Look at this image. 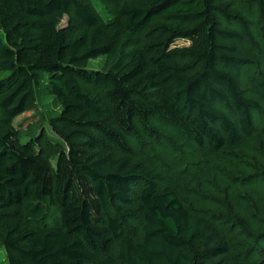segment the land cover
I'll use <instances>...</instances> for the list:
<instances>
[{
  "label": "trees",
  "instance_id": "obj_1",
  "mask_svg": "<svg viewBox=\"0 0 264 264\" xmlns=\"http://www.w3.org/2000/svg\"><path fill=\"white\" fill-rule=\"evenodd\" d=\"M105 1L126 23L118 43L113 20L88 0H0V248L8 263L264 264V156L238 161L245 176L220 170L254 138L251 151L264 154V0ZM150 28L160 37L147 41ZM179 39L189 44L174 46ZM102 56L109 68L89 67ZM42 81L60 104L52 122L67 147L24 139L13 123L37 106ZM155 122L205 152L196 165L247 191L239 194L251 220L231 192L227 206L211 208L159 185L162 170L130 144L143 132L159 144Z\"/></svg>",
  "mask_w": 264,
  "mask_h": 264
},
{
  "label": "rangeland",
  "instance_id": "obj_2",
  "mask_svg": "<svg viewBox=\"0 0 264 264\" xmlns=\"http://www.w3.org/2000/svg\"><path fill=\"white\" fill-rule=\"evenodd\" d=\"M88 1L94 4L104 20H107L108 22L113 20L115 27L118 29V34L115 38L117 43L125 38V35L128 34L126 23H124L120 16H118L116 3L113 1L107 2L105 0ZM68 23L69 17L65 16L62 25L66 26ZM147 32L148 33L145 36L147 41H153L154 39L160 37V34L152 31V28H150ZM188 44L189 41L185 39H179L174 43V46L182 47ZM111 62L112 60L110 57L102 56L97 59H92L89 63V67L95 69H107L111 65ZM43 81L37 87V106L34 109L17 116L15 119H13V123L22 128V135L24 139L28 140L42 137L43 140L45 138L49 139L50 143H46L44 140V143L47 145L57 143L58 145L67 147L64 139L56 131L52 122L53 118L57 117L61 112L60 104L51 94L48 93ZM251 86H253V84H251ZM251 96L258 99L256 92L251 93ZM154 127L159 129V131L162 133V135L159 136V138L162 139L159 141V144L155 143L152 137L151 141L147 143V141H149L147 140L148 135H146L144 132L143 134L140 133V135L137 137H130V144L132 149H134V156L136 158L142 157L147 162L151 163V165L155 164L162 170L163 175L161 181L159 182L161 187H167L176 190L187 204L193 206L197 205L211 207L209 205H212V203L219 202L216 204V207H225L229 203L227 195L231 192L233 195H238L239 213H245V217L248 220H251L250 216H252L254 213V211H252V205H249V207H244L246 198L245 196L241 195H245L247 191L243 190V187L237 183L226 181L223 178V173L228 172L233 177L237 175L241 177L249 170H246L244 166L241 168V166L238 164V161L242 159H253L255 154L264 156L261 151L257 153H253V151H251L254 149V146L259 145V142L255 140V138L252 140L254 144L251 142L246 145V147L237 148L233 152H229L228 155L224 156V160H226L229 166L228 169L226 166H223V168L221 167L222 169L220 170L224 171L222 172L220 170H215L213 166L210 167L205 164H202L201 166L198 164L196 165L197 161L200 160L205 154L204 151L197 150L194 146H190L178 140L167 127L161 126L156 122ZM38 146L40 147L41 145L38 144ZM58 150L59 148L57 147V149L53 151L52 154L56 153ZM259 155L257 159L258 165L261 164L262 160L259 158ZM163 161L168 165H166V163L163 164ZM52 162L55 163L54 157L52 158ZM215 163L217 164L220 162ZM257 191L262 197H264V188L257 189ZM224 193L226 194L225 201L222 200L224 199ZM218 198L219 200H217ZM230 202L234 206L236 205L234 200H231ZM260 205H264V198H261V203H259L258 206ZM13 211H16V209H13ZM20 213L21 212L17 210V215ZM51 214H54V216L56 215L54 210H51ZM259 214H261V212H259ZM0 264H9L5 248H0Z\"/></svg>",
  "mask_w": 264,
  "mask_h": 264
}]
</instances>
